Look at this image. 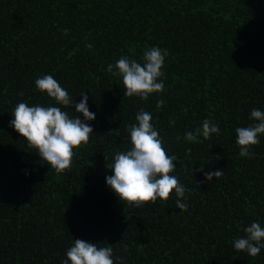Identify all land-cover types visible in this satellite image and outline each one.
<instances>
[{"label":"trees","instance_id":"16d2710c","mask_svg":"<svg viewBox=\"0 0 264 264\" xmlns=\"http://www.w3.org/2000/svg\"><path fill=\"white\" fill-rule=\"evenodd\" d=\"M150 46L169 53L165 88L124 96L107 65L139 62ZM44 74L77 103L88 92L96 116L61 173L9 126L19 102L54 103L35 88ZM141 108L177 157L170 174L191 189L187 211L172 195L130 207L106 185ZM253 108L264 111V0H0V264H62L74 239L113 247L123 264H264V249L232 244L251 222L264 226V135L251 158L236 144ZM206 118L220 134L186 142ZM200 167L223 175L206 182Z\"/></svg>","mask_w":264,"mask_h":264},{"label":"clouds","instance_id":"9594fccd","mask_svg":"<svg viewBox=\"0 0 264 264\" xmlns=\"http://www.w3.org/2000/svg\"><path fill=\"white\" fill-rule=\"evenodd\" d=\"M87 47L91 49L92 45ZM168 55L166 49L150 46L144 50L141 61L121 56L115 64L109 63L106 71L121 79L124 96L139 97L147 101L150 95L158 94L165 88V73L162 69ZM35 88L54 103L44 106L19 102L11 113L9 126L26 138L25 143L29 148L35 149L42 165L61 173L70 167L73 149L82 142H88L93 133L89 122L94 121L96 116L89 110L88 92H81L79 96L82 99L77 103L51 74L38 77ZM159 103L163 104L164 101ZM69 109L76 114H70ZM249 119L253 121L251 124L236 127L235 132L239 155L251 158L252 146L258 145L260 137L264 135V111L253 108ZM135 120L136 123L127 126L131 146L127 150L116 152L112 161L106 165L112 172L105 178L106 185L121 203L130 207L157 201L164 204L172 195L175 197L176 208L180 212L187 211L189 197L186 193L191 192V189L180 183L175 174H170L175 172L174 162L177 157L163 146L164 138L152 122V113L141 108ZM213 134H220V126L206 118L200 126L187 131L184 140L193 143L200 137L209 139ZM199 171L203 172L206 182H212L213 177L218 179L223 175L221 169L204 171V167H200ZM243 231V237L232 241L233 248L252 257L259 255L264 249V226L257 220L244 227ZM98 245L74 239L66 250L62 264H123L121 257H114L113 247Z\"/></svg>","mask_w":264,"mask_h":264}]
</instances>
